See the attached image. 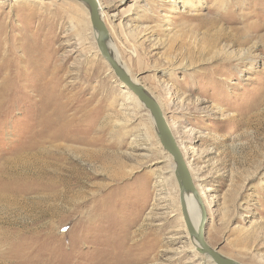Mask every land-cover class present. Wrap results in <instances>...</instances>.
Wrapping results in <instances>:
<instances>
[{"label": "rangeland", "instance_id": "obj_1", "mask_svg": "<svg viewBox=\"0 0 264 264\" xmlns=\"http://www.w3.org/2000/svg\"><path fill=\"white\" fill-rule=\"evenodd\" d=\"M97 1L202 193L206 242L264 264V0ZM128 98L82 4L0 0V264H211Z\"/></svg>", "mask_w": 264, "mask_h": 264}, {"label": "water", "instance_id": "obj_2", "mask_svg": "<svg viewBox=\"0 0 264 264\" xmlns=\"http://www.w3.org/2000/svg\"><path fill=\"white\" fill-rule=\"evenodd\" d=\"M84 6L87 11L90 28L94 35V43L100 57L107 63L115 78L133 96L136 97L142 107L149 113L155 132V136L162 150L170 156L174 164V180L178 188V202L180 213L186 233L195 243V252L209 259L212 264H241L227 258L215 249L211 248L205 240L204 227L207 213L204 202L196 189L188 165L182 151L168 125L158 101L140 84L135 82L125 68L118 62L109 49L110 33L100 15L97 0H72ZM191 195L199 210V220L196 226L192 223L188 214L186 196Z\"/></svg>", "mask_w": 264, "mask_h": 264}, {"label": "bare ground", "instance_id": "obj_3", "mask_svg": "<svg viewBox=\"0 0 264 264\" xmlns=\"http://www.w3.org/2000/svg\"><path fill=\"white\" fill-rule=\"evenodd\" d=\"M234 1V0H233ZM169 2V1H168ZM171 3V5L172 6H175L176 5V0H171L170 1ZM209 2H210V0H209ZM252 2V1H251ZM181 3H182V5L185 7V8H187L188 9V11H197L198 10V8H202L204 5H202L203 3H202V0H196V1H192V0H181ZM212 4V3H211ZM257 4V3H256ZM170 5V6H171ZM228 4H227V0H215V4L213 5L214 6V8H216L217 9V11H219V10H222L224 7H226ZM233 5V4H232ZM255 5V4H254ZM260 5V4H259ZM231 6V5H230ZM99 9H100V6H99ZM211 10V9H210ZM213 12V11H212ZM228 12H229V10H228ZM239 12V11H238ZM208 13H209V11H208ZM218 13V12H217ZM220 13H222V12H220ZM231 13V12H230ZM228 14V13H227ZM100 15H101V10H100ZM199 15V14H198ZM200 15H201V13H200ZM199 15V16H200ZM207 15V14H206ZM101 17H102V15H101ZM219 18V17H218ZM203 19V18H202ZM199 20V19H198ZM210 20V19H209ZM216 20V19H215ZM218 20V19H217ZM88 21H89V19H88ZM207 21V20H206ZM211 22V21H210ZM198 23V22H197ZM213 23V22H212ZM208 24V23H207ZM211 23H209V25H210ZM211 25H213V24H211ZM201 26H202V24H201ZM203 28H204V26H202ZM206 27V26H205ZM92 36H93V39H94V35H93V32H92ZM109 49H110V51L112 52V54L116 57V59L118 60V62H120V64L125 68V70L128 72V74L130 75V73H129V71H128V69H127V67H126V65L120 60V57H119V53H118V51L116 50V48L112 45V43H111V39H110V42H109ZM131 76V75H130ZM132 77V76H131ZM132 79L135 81V82H137L138 83V80L136 79V78H133L132 77ZM121 84V83H120ZM122 85V84H121ZM123 86V85H122ZM124 87V86H123ZM125 88V87H124ZM126 89V88H125ZM127 90V89H126ZM127 92L129 93V95L132 97V99L133 100H130L129 98H128V100H129V102L130 103H132L133 105H135V106H138V105H141L139 102H138V100L136 99V97L135 96H133L132 95V93H130L128 90H127ZM158 101V100H157ZM160 105V107H161V104H159ZM142 106V105H141ZM162 109V108H161ZM148 115V117L150 118V120H151V122H152V119H151V117H150V115H149V113L147 114ZM152 125H153V122H152ZM168 158H170V156H168ZM170 160H172L171 158H170ZM173 171H174V164H172V166L170 167V175L171 176H174L173 175ZM177 194H178V188H177ZM199 194H200V197H202V193H200L199 192ZM186 202H187V208H188V214L190 215V218H191V220H192V223L196 226V224L198 223V220H199V210H198V207H197V205H196V203L194 202V199L192 198V196L191 195H188V196H186ZM191 241V240H190ZM191 244H192V248H193V250H195V243H194V241H191ZM207 261H209V259H206ZM210 262V261H209ZM211 263V262H210ZM212 264V263H211Z\"/></svg>", "mask_w": 264, "mask_h": 264}]
</instances>
